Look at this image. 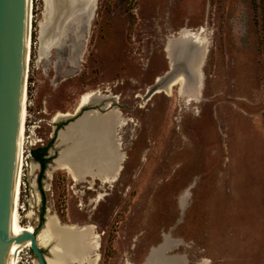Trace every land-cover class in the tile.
<instances>
[{
    "label": "rangeland",
    "instance_id": "1",
    "mask_svg": "<svg viewBox=\"0 0 264 264\" xmlns=\"http://www.w3.org/2000/svg\"><path fill=\"white\" fill-rule=\"evenodd\" d=\"M60 1L74 9L69 31L80 39L39 61L44 41L58 40L56 22L43 39L40 23ZM95 9L87 33L94 0H34L22 223L39 233L55 214L63 225H93L99 264H142L152 248L156 259L188 264H264V0H98ZM95 89L126 117L112 136L124 160L111 183L76 180L56 163L59 131L83 110L106 112L97 96L76 113ZM58 112L73 115L55 120ZM46 145L40 181L30 151ZM21 256L39 264L29 248Z\"/></svg>",
    "mask_w": 264,
    "mask_h": 264
},
{
    "label": "bare ground",
    "instance_id": "2",
    "mask_svg": "<svg viewBox=\"0 0 264 264\" xmlns=\"http://www.w3.org/2000/svg\"><path fill=\"white\" fill-rule=\"evenodd\" d=\"M26 1L27 6L24 77L21 95V112L19 119L16 170L10 214V226L14 230L22 234L25 230L37 233L31 224L24 225L21 221V195L24 172L23 160L25 158L26 138L25 130L26 120L29 114L28 88L30 67L32 61V44L34 43V0ZM97 1L98 0H94V11H92V13L88 17V21L85 27L87 33L90 28V23L94 18ZM64 4H66V2L60 1L59 8H57L56 11L53 12L50 19L47 13H44V19L40 23L39 38L43 39L44 32L49 30L56 22V27L52 30L51 33L58 40L56 42L44 41L42 47L46 49V53H40L39 61L47 59L54 48L59 49L66 47L68 45L67 41L69 38L80 39V35H74L76 31L73 30L74 28L72 29V31H69V24L73 19L72 15L74 9H69ZM189 31L190 29L181 30L180 37H183V35L187 34ZM70 32L72 33L70 34ZM178 38L169 39V44L172 46V44L178 42ZM84 42H86V38H84ZM201 46L203 47V56H205L209 45L206 41H202ZM79 47L80 46L74 45L70 48V51L72 53L71 62L74 67L73 69H71V71H75V69L79 68L80 59H78V56L76 54V50L79 49ZM97 96L106 98L107 102L104 106L102 105L103 108L106 109V112H102L98 109L88 110L82 117L79 118V120L67 127L65 130L61 131L59 145L64 146V148H62V150L60 151V156L56 159V163L58 165H62V167H66L68 169V172H70V174H72L74 179L76 180L83 179L85 176H91L93 178H99L103 183H111L118 179L119 173L122 169V162L124 160V153L122 154L120 152L121 150H119V143L117 142V139L114 140V137L112 136L114 131L123 124L124 120H126V117L123 116V113L120 111V109L111 105L112 95H105L101 90L96 89L83 94L81 104L77 111H81L84 106L91 104L92 99ZM71 115L73 114L69 112H58L54 119L58 120L62 116ZM99 198H101V196L98 197V199ZM54 215L48 216L44 228L37 234L38 242L40 246H52L53 249L65 251L66 254L63 257H59L60 255H57L58 257H47L48 262L50 264H76L73 260L77 259L80 264H97L100 260L101 254L97 251L100 245L98 241L99 235L96 234L95 227L88 224L80 226L75 223L63 225ZM25 248H29L26 241H17V243L13 246V248L6 256V264H18L19 262H21V255L24 252ZM155 255L156 254L152 248L146 261L142 264H188L186 261L187 259H185L183 256L178 255L179 257L177 256V259L174 258L170 262L171 259H165L164 257H158V259H156ZM201 264H205V262H202Z\"/></svg>",
    "mask_w": 264,
    "mask_h": 264
},
{
    "label": "water",
    "instance_id": "3",
    "mask_svg": "<svg viewBox=\"0 0 264 264\" xmlns=\"http://www.w3.org/2000/svg\"><path fill=\"white\" fill-rule=\"evenodd\" d=\"M26 6V0H0V264H6V256L17 241L27 242L39 264H50L38 242V233L25 230L22 234L10 226L24 77ZM88 110L67 123L58 139L61 131Z\"/></svg>",
    "mask_w": 264,
    "mask_h": 264
},
{
    "label": "trees",
    "instance_id": "4",
    "mask_svg": "<svg viewBox=\"0 0 264 264\" xmlns=\"http://www.w3.org/2000/svg\"><path fill=\"white\" fill-rule=\"evenodd\" d=\"M49 148H50V145H46V146H40L37 148H33L31 150V154H32L33 158L41 164L40 181L44 177L45 170L48 166V163L51 160V157L48 156L49 155ZM43 210H44V208H43Z\"/></svg>",
    "mask_w": 264,
    "mask_h": 264
},
{
    "label": "built area",
    "instance_id": "5",
    "mask_svg": "<svg viewBox=\"0 0 264 264\" xmlns=\"http://www.w3.org/2000/svg\"><path fill=\"white\" fill-rule=\"evenodd\" d=\"M30 113L28 114L27 116V120H26V130H25V135H26V138H25V158L23 160V168H25V166L27 165V158H26V146L28 145V143H31L32 139H33V129L35 126L34 124H32L30 122ZM31 152V151H30ZM21 262H19L18 264H20Z\"/></svg>",
    "mask_w": 264,
    "mask_h": 264
},
{
    "label": "crops",
    "instance_id": "6",
    "mask_svg": "<svg viewBox=\"0 0 264 264\" xmlns=\"http://www.w3.org/2000/svg\"><path fill=\"white\" fill-rule=\"evenodd\" d=\"M162 257H164L165 259H170V258H166V256H162ZM161 258V257H160ZM172 260H170V262H171ZM202 262V261H201ZM201 262H199L198 264H201Z\"/></svg>",
    "mask_w": 264,
    "mask_h": 264
}]
</instances>
